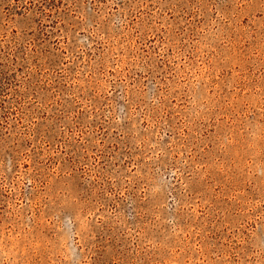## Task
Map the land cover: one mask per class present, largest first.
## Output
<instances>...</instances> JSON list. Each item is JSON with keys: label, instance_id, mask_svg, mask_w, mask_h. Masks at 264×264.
Returning a JSON list of instances; mask_svg holds the SVG:
<instances>
[{"label": "rangeland", "instance_id": "obj_1", "mask_svg": "<svg viewBox=\"0 0 264 264\" xmlns=\"http://www.w3.org/2000/svg\"><path fill=\"white\" fill-rule=\"evenodd\" d=\"M0 264H264V0H0Z\"/></svg>", "mask_w": 264, "mask_h": 264}]
</instances>
